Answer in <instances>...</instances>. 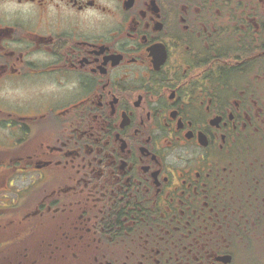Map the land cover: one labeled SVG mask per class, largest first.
I'll return each mask as SVG.
<instances>
[{"label": "flooded vegetation", "instance_id": "flooded-vegetation-1", "mask_svg": "<svg viewBox=\"0 0 264 264\" xmlns=\"http://www.w3.org/2000/svg\"><path fill=\"white\" fill-rule=\"evenodd\" d=\"M0 96V264H264V0H0Z\"/></svg>", "mask_w": 264, "mask_h": 264}, {"label": "rangeland", "instance_id": "rangeland-1", "mask_svg": "<svg viewBox=\"0 0 264 264\" xmlns=\"http://www.w3.org/2000/svg\"><path fill=\"white\" fill-rule=\"evenodd\" d=\"M9 104L10 102L6 101L2 96H0V110L1 111H6V109L9 107ZM7 135L8 133L4 129L0 128V150H4L5 147L7 146V140H6ZM22 180H23L22 184L15 183L10 193H3V195H5L8 199H11L15 190H17L18 188L22 187L23 185L29 182L28 177H23ZM0 231H1V228H0Z\"/></svg>", "mask_w": 264, "mask_h": 264}]
</instances>
